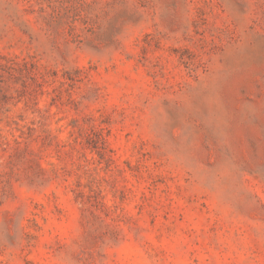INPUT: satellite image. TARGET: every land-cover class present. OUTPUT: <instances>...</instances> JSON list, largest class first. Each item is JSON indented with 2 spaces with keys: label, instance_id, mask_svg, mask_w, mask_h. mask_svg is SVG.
Returning a JSON list of instances; mask_svg holds the SVG:
<instances>
[{
  "label": "rangeland",
  "instance_id": "374dc122",
  "mask_svg": "<svg viewBox=\"0 0 264 264\" xmlns=\"http://www.w3.org/2000/svg\"><path fill=\"white\" fill-rule=\"evenodd\" d=\"M0 264H264V0H0Z\"/></svg>",
  "mask_w": 264,
  "mask_h": 264
}]
</instances>
